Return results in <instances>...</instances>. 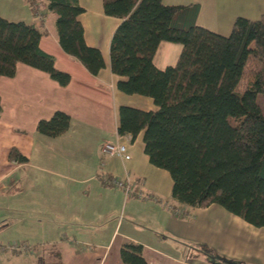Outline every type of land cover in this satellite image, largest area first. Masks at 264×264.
<instances>
[{"label":"crops","instance_id":"1","mask_svg":"<svg viewBox=\"0 0 264 264\" xmlns=\"http://www.w3.org/2000/svg\"><path fill=\"white\" fill-rule=\"evenodd\" d=\"M79 3L85 8L80 18L86 41L101 48L104 55L106 66L99 75L92 74L63 50L56 30L58 15L48 8V0H0V15L39 26L43 32L41 48L54 55L60 70L71 75L70 83L62 86L47 72L20 62L14 77H0V194L22 191L23 185L17 186L21 181L37 188L46 203L45 215L52 217L63 239L57 245L69 256V264H124L121 248L131 241L143 244L148 264H211L206 254L198 256L203 243L218 255L248 264H264V227H255L218 204L188 206L186 217L173 215L162 204L176 203L172 198L173 180L171 190L152 181V173L159 171L152 167L145 152L142 133L135 139L118 133L120 106H133L130 101L135 98H145L141 100L146 108L141 109L157 106L151 97L126 94L117 88L110 48L121 19L104 13L103 0ZM164 3H199L198 23L224 35L231 33L238 16L258 19L264 14V0ZM163 44L155 55L160 68L170 65L173 59L165 55L161 64L157 62L160 48L171 47ZM57 111L72 117L70 129L58 137L39 133L38 123ZM117 141L128 144L126 157L104 155V145ZM17 154L27 160L22 162ZM72 161L78 162L79 173L65 169ZM128 174L141 182L139 190L151 199L127 196L105 182V177L125 179ZM164 177L169 185L168 175ZM5 217L0 214V221L7 220ZM29 247V252H13L17 258L6 260V264H24L22 256L36 254L39 258L36 246ZM1 254L0 262L4 264Z\"/></svg>","mask_w":264,"mask_h":264},{"label":"trees","instance_id":"2","mask_svg":"<svg viewBox=\"0 0 264 264\" xmlns=\"http://www.w3.org/2000/svg\"><path fill=\"white\" fill-rule=\"evenodd\" d=\"M103 7L106 15L121 19L110 48L117 88L151 97L157 106L150 110L120 106L119 135L135 139L143 134L150 162L172 177L176 202L192 207L218 204L249 224L264 227V114L257 101L264 94V14L258 19L238 16L231 33L224 35L198 23L199 3L103 0ZM48 8L58 15L56 30L63 50L99 75L106 66L104 55L86 41L80 18L85 8L79 0H48ZM42 35L34 22L0 15V77H14L21 62L67 86L71 75L41 48ZM162 42L182 44L176 64L165 68L155 62ZM250 56L258 67L239 92ZM71 122L68 113L57 111L41 120L37 131L58 137ZM17 155L22 162L27 160ZM43 248L45 256L37 264H64L57 243ZM201 249L211 264H248L218 255L206 243ZM121 256L124 264H148L141 243L124 244Z\"/></svg>","mask_w":264,"mask_h":264},{"label":"rangeland","instance_id":"3","mask_svg":"<svg viewBox=\"0 0 264 264\" xmlns=\"http://www.w3.org/2000/svg\"><path fill=\"white\" fill-rule=\"evenodd\" d=\"M165 43H168L171 47L170 48H164L162 46L160 48L157 62L159 64L162 63V59L165 55L170 56L172 59L171 65L176 64L181 52H182V44L175 43V42H164L163 45H167ZM258 67V61L253 57L250 56L247 64L245 66L243 77L237 87V90L239 92H242L245 90L247 81L249 79V76L252 72H254ZM135 95V94H133ZM139 95V94H136ZM139 97V96H136ZM140 97H144L143 95ZM145 99V98H141ZM141 99H132L130 102L134 104L133 106L146 108L144 100ZM257 101L259 105L262 108L263 114H264V94H259L257 96ZM156 107V104H155ZM143 138H141L142 141ZM140 145V143H139ZM140 148V146H139ZM139 154H142V152L139 151ZM106 164L102 167L105 168ZM141 167L145 169V165L141 163ZM154 167L155 171H159V174H156V172L152 173L151 178L152 181H155L158 183L161 187L167 188V190H171L172 188V179L170 176L169 171L159 168L157 166ZM78 162L72 161L70 163V167H65L66 170L70 171H78ZM31 170H35L34 168H31ZM168 175L169 179V185H166L165 183V177ZM164 177V179H163ZM162 179V180H161ZM23 185L22 191H10L9 194L2 195L0 194V214L6 215L5 218L7 220L1 219L0 221V243L3 245H10V244H22V245H29L31 248H34V246H42L43 245H49V244H55L57 241H63L61 235H58L57 233V227L54 226V223H52L53 219L52 217H47L45 215V212L47 209L45 208L46 203L41 200L40 192H37V188L28 186V184H25L23 181H21L17 186ZM15 188V187H14ZM22 188V186H21ZM84 190V186L81 188ZM32 201V205H31ZM56 220V218L54 219ZM59 233L61 234V227H59ZM200 251L197 253H201V255L198 256H204L205 251L201 248H199ZM44 248L38 249V257L44 256ZM0 253H3L1 255H4L2 258L4 264H6V260H12L14 258H17V253L13 254V252L9 250H0ZM40 255V256H39ZM22 259H24V264H29L28 262L36 263L38 258L36 257V254L34 256H22ZM63 263L69 264L67 261L69 259V256L65 255L63 256ZM0 264H2L0 262ZM10 264V263H8Z\"/></svg>","mask_w":264,"mask_h":264},{"label":"built area","instance_id":"4","mask_svg":"<svg viewBox=\"0 0 264 264\" xmlns=\"http://www.w3.org/2000/svg\"><path fill=\"white\" fill-rule=\"evenodd\" d=\"M130 137V136H129ZM128 144L122 143L120 141L117 142H109L104 145L102 148V152L106 156H118L121 158L126 157ZM104 164V163H103ZM106 184L116 189H121L126 193L127 196L136 195L140 199H151L149 195H145L143 191L139 190L140 181L137 179H133L129 174L127 178L120 179L117 177H105ZM162 204L167 208L173 215L177 217H186L189 215V210L187 204L184 203H173V202H162ZM11 249L14 251H27L29 249V245H20V244H10L3 245L0 243V249Z\"/></svg>","mask_w":264,"mask_h":264}]
</instances>
